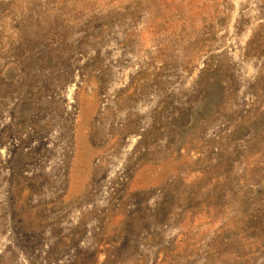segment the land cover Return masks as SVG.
<instances>
[{"label":"rangeland","instance_id":"obj_1","mask_svg":"<svg viewBox=\"0 0 264 264\" xmlns=\"http://www.w3.org/2000/svg\"><path fill=\"white\" fill-rule=\"evenodd\" d=\"M0 264H264V0H0Z\"/></svg>","mask_w":264,"mask_h":264}]
</instances>
